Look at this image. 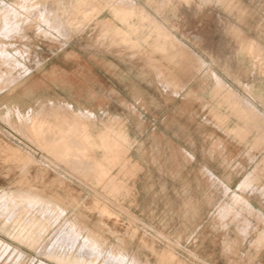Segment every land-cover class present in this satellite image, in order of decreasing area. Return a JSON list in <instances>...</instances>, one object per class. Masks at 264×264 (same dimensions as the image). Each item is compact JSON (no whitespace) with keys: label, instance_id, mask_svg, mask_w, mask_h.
Returning <instances> with one entry per match:
<instances>
[{"label":"crops","instance_id":"obj_1","mask_svg":"<svg viewBox=\"0 0 264 264\" xmlns=\"http://www.w3.org/2000/svg\"><path fill=\"white\" fill-rule=\"evenodd\" d=\"M0 1L1 27L16 28V19L23 17L26 21L38 16L45 22L38 30L42 36H52L51 30L64 26L68 11L69 17L77 13L74 19L81 21L82 29L93 19H99L94 37H81L84 42L79 45L84 51L73 47L77 42L71 43V37L60 46L67 45L66 49L73 51L52 52L55 57L47 64V60L42 62L38 51L33 55L37 63L29 64L31 71L11 74H28L22 77L24 83L32 72L30 96L38 102V107L49 108L50 112L54 106L62 110L68 106L89 108L97 115V125L105 117L104 113L113 117V122L120 125L131 142L127 155L133 175L128 203L138 218L144 212L146 218H153L159 204L168 213L170 204H174V211L179 210L174 219L196 220L207 208L217 205V193L212 194L211 190L206 193L207 183L210 188H216V180L225 188L226 201L230 202V197L241 198L243 193L254 209L264 212V149H251L264 144V51H253L252 55L249 52L253 41L264 48V37L248 40L249 28H258L261 18L258 17L255 25L251 24L249 13L264 10V0H227V9L217 0H71L64 2L65 7L59 0H33L16 1L15 7L24 10L9 12L4 3L11 0ZM234 5L235 8L229 9ZM141 6L162 23L173 26L172 32L179 44L173 50L178 55L170 56L171 43L166 51L162 48L164 53L159 52L163 46L159 37L163 30ZM36 8L38 15L26 14L37 13ZM228 10L233 13L229 19L238 23L232 24V28L234 25L241 28L248 42L242 41L239 47V41L227 34L226 55H223L217 50L220 25L216 13ZM51 11L57 13L52 27L48 26V19L39 17V12ZM143 20L149 28L143 34L153 33L156 37L146 40L139 48L120 45L121 39L133 41L142 34L137 27ZM105 31L115 37L97 41L95 37L104 35ZM2 49L11 51L7 43L0 41ZM12 50L18 51L14 45ZM180 55L189 59V64L193 61V66L187 68V62L181 61ZM159 75L194 79L189 85L184 84L187 80L179 78L184 87L175 91L177 86L161 80ZM172 86L169 98L168 89ZM122 101L132 103L134 110L122 114ZM251 156H255L252 162ZM248 179L259 180V184L253 181L244 190ZM156 180L161 182L158 196L152 191ZM170 180L180 185L178 198L172 202L165 194ZM165 215L162 218L169 219V213ZM167 221L172 233L174 225ZM185 225L188 227L186 222Z\"/></svg>","mask_w":264,"mask_h":264},{"label":"rangeland","instance_id":"obj_2","mask_svg":"<svg viewBox=\"0 0 264 264\" xmlns=\"http://www.w3.org/2000/svg\"><path fill=\"white\" fill-rule=\"evenodd\" d=\"M59 1L65 7L66 4L64 2L71 0ZM217 2L224 9L228 8L227 0H217ZM15 3L16 0L5 1V10L8 12L17 9L24 10L23 8L15 7ZM141 7L145 13L149 14L161 25L160 29L163 30V34L159 36L163 45L162 47L160 46L161 50L159 52L164 53L168 43H171L170 56L178 55V52L173 50L179 45L172 32L173 26H168L166 22L162 23L156 19L155 15L147 12L145 7ZM233 8H235V5L234 7L229 6V9ZM36 12L38 15L37 8ZM216 14H218V23L220 25L219 41L217 43L219 53L226 55L224 52L226 49L224 41L227 34L239 41V47L242 41L248 42V37L242 33L241 28H237L235 25L232 28V24L238 23H233L229 19V16L233 14L230 10ZM249 15L251 24L254 25L259 22L258 17L261 16V18L258 28H249L250 35L248 40L257 39L258 36L264 37V20H261L264 19V10L251 12ZM97 20L99 19H93L88 25L84 26L80 33L72 36L71 43L77 42V45L74 44L73 47L84 51L79 42H84L83 39L85 37H94V27L99 26L98 22H96ZM140 22L137 29L142 34L138 35L133 41L121 39L119 41L120 45H133L132 47L139 48L143 46L142 43H147L146 40L156 37L153 33L145 36L143 32L144 30H149V28L144 26V20ZM14 23L17 24L16 28L8 25L13 29L7 26H0V41L12 44L18 49L15 52L0 51V78L4 71L22 73L31 71L29 67L37 63L33 55L35 56L38 51L40 57L43 58L42 62L47 60L45 64L49 62L50 58L55 57L51 54L52 52L73 51L69 47L66 49L67 45L60 46L64 41L63 37L42 36L41 33H38V30L45 23L39 20L38 16L36 19L32 18L26 21H24L23 17H20ZM132 36L134 35H130V37ZM109 37L113 38L115 35L109 34ZM262 39L264 41V38ZM50 40L60 41V43L53 45L49 42ZM156 48L153 49L156 50ZM162 48L164 51H162ZM94 49L91 48V50ZM180 56L181 61L187 62V68L188 66H193V61L189 64V59L188 61L187 58L182 57L184 55ZM27 75H22V77ZM158 77L177 86L175 91L182 90L184 84L189 83L191 85L194 79V77H178L174 75L169 77L159 75ZM32 78L31 72L29 78L18 87L15 93L16 98H14V92L10 95L9 103L14 106L17 105L25 111L29 108H39L37 106L38 102H35L33 97L31 98L30 96L31 92L29 89ZM179 78L187 81L182 84ZM163 87L167 89V86L163 85ZM168 90L170 98L173 86ZM75 94L80 95V93ZM122 104V107H124L121 110L122 114L127 115L134 110L132 103L122 101ZM141 110L143 112L146 111L144 108H141ZM85 111L86 113L82 112L81 114L83 121L93 122L94 118L97 120V115L92 109L85 108ZM66 112L68 113L69 110ZM247 114L248 112L244 113L245 116ZM57 116L58 121L59 119L63 120V118H72L69 113L63 114V112H59ZM104 116V118L99 119L101 122L104 120L102 126L105 127L106 123L109 125L115 124L111 115L104 113ZM52 117L54 118V114ZM19 123L20 119L18 120V118L7 114L6 111H0V193L3 195L0 196V211L7 212L9 209L15 208L31 209L36 213V222L43 228H53L57 224L56 219L62 218L60 223L62 225L58 226L60 233L49 240V245L52 249H82V252L87 256L95 255L93 253L103 241H111V239L115 238L117 246L112 245L110 248L117 251L118 256L116 257L118 261L113 262L112 258L114 255L108 251L100 254L103 260H107L110 263L162 264L163 259L160 253H164L171 247L179 258L183 260L184 264H264V212L254 209L243 193H241V198L230 197V202H228L226 201L228 195L222 183L216 180L217 187L210 188L208 182L206 193L209 194L210 190L212 194L217 193L219 198L217 205L213 206L212 209L207 208V210L199 214L198 219L186 221L173 218L179 214V210L175 209L174 211L176 206L174 207V204H170V209L168 208L169 219L167 220L170 221L169 224L171 226L174 225V229L170 233V229L167 227L168 224H166L167 220L162 218L167 216L165 214H168L165 213V210L167 212L165 206L162 204L157 205L158 209H154L153 218H146L145 212L141 219L138 218L131 212L128 203V197L131 192L130 178L128 183H124L116 177L98 180L97 177L104 172L102 162L94 157L92 150L89 147H85L79 137H74L70 130L62 133L43 132L40 133L38 138H32L30 130L22 128ZM124 135H126L125 132ZM238 142L242 143V141ZM251 149L256 151L263 150L264 144L254 146ZM128 158L130 161V156ZM252 159H255V156H251V162ZM114 170L110 171L111 176L116 175V167ZM253 181L255 185L259 184V180L248 179L244 183L246 185L243 189L250 187ZM216 182L213 179V183ZM160 185V180H156L153 184L154 189L152 191L155 196L161 195ZM179 188L180 185H178L177 181L170 180L168 194H165L170 198L171 202L177 200ZM95 200L110 206L115 213L119 214V217L108 218L106 216V218L102 216L101 213L96 211L95 207L97 204ZM158 200H161V196ZM177 210L178 212L175 213ZM41 215L44 219H39ZM185 222L188 227H186L187 225L183 227ZM129 228L132 232L136 230V234L128 235V232H130ZM174 231L176 232L174 233ZM183 231H186L187 234L193 232L192 237L185 240L182 238L184 236V234L182 235ZM35 234L37 235V233H32V238L36 237ZM0 238L8 245L22 249L31 257L40 258L32 246H28V243L26 245L15 241L1 230ZM161 249L166 250L162 251Z\"/></svg>","mask_w":264,"mask_h":264},{"label":"bare ground","instance_id":"obj_3","mask_svg":"<svg viewBox=\"0 0 264 264\" xmlns=\"http://www.w3.org/2000/svg\"><path fill=\"white\" fill-rule=\"evenodd\" d=\"M16 1L17 3H26L33 0ZM26 14L35 15L36 13L27 12ZM47 14L48 16H46ZM56 15L57 13L52 11L39 12L40 18L48 19V26L50 27L55 25L54 20H57ZM74 18L75 15L69 17L68 11V13H66L65 18L66 24L64 26L59 25V29L51 30L50 34L52 36H57L58 38L63 37L64 42L66 43L74 34L80 33L81 30H83L81 21H77ZM73 19L74 21L72 22ZM94 30H96V28H94ZM95 39L97 41L98 39L103 41L110 39V37L108 32L105 31L104 35H101L99 37L96 36ZM12 48L13 45L8 44V49H11V51H13ZM257 50L264 51V48L259 46L254 41L250 42V54L252 55L253 51ZM0 51H7V49H2ZM216 79H219V77L216 76ZM21 80L22 76L17 75V73H14L13 75L11 74V71L3 72V77L0 78V111H6L7 114L18 118V120L20 119V126L22 128H28L31 132L32 138H38L40 133L43 132L48 133L52 131V133H62L63 131L70 130L73 136L79 137L84 146L87 148L89 147V149L92 150V154L94 155V157L98 158L102 162L104 172L102 173V175H99L97 177L98 180L102 178L106 179L107 177L109 179L116 177L124 183H128L129 178L133 175V173H131L130 171V162L127 155L131 146V142L129 140V137L127 135H124V130L120 127V125H109L106 123V126L104 127L102 126V124H104V120L102 121L103 123L100 120V124L97 125V120L95 118L93 122L83 121V119L81 118V114L82 112L86 113L84 107L75 108L72 106H68L67 109L65 108L64 110H62L61 108H57L54 106L52 107L51 112L46 110V108L42 106L39 108H29L26 111L22 110L19 106H14L8 102L10 101L9 97L13 92L14 98H16L15 93L18 87L23 84ZM219 82L220 81H218V83ZM67 110H69L68 113L72 118H63V120L59 119L58 121L57 114H59V112H63V114H68L66 112ZM53 114L54 118L52 117ZM93 129L96 130L93 131ZM115 167L117 169V173L116 175L111 176L112 174L110 171L114 170ZM0 196L3 195L0 193ZM95 202L97 204L95 207L96 211L101 213L102 216H107L108 218L119 217V214L115 213L110 206L101 203V201L99 200H95ZM36 218V213L33 210L27 208L9 209L7 212L0 211V230L15 241L26 245L28 243V246H32L37 256L40 257H31L26 254V252H24L22 249L13 245H8L6 242L3 241V239L0 238V264H50L54 262L57 264H118L110 263L100 257L101 253H105L106 251H108L109 253L114 255L112 261H118V258L116 257L118 256L117 251L110 248V246L112 245L117 246V241L115 238L111 239V241L106 240L108 244L106 241H103L99 245L97 250L93 253L95 255L87 256L82 252V249L76 250L74 248H61L59 250H54L49 245V240H51L53 236L60 233L58 226L62 225L60 224L62 218L56 219L57 224L53 228H43L42 226H39V224L36 222ZM39 219L44 218L41 215V218L39 217ZM35 227L36 229H34ZM129 227L131 226L129 225ZM135 231L128 232V235H132L133 233L136 234ZM175 232L176 231H174V233ZM32 233H37V235L35 234L36 237L32 238ZM183 234L184 236L182 238L187 240V238L192 237L193 232L187 234L186 231H183L182 235ZM168 249L169 250L165 249L166 251L161 249L162 251H165L164 253H160L156 250L160 253V256L163 259L162 264H184L183 260L179 258V256L176 254L175 251H173L171 247Z\"/></svg>","mask_w":264,"mask_h":264}]
</instances>
